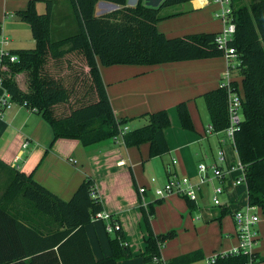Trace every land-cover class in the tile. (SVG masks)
<instances>
[{"label":"trees","instance_id":"trees-1","mask_svg":"<svg viewBox=\"0 0 264 264\" xmlns=\"http://www.w3.org/2000/svg\"><path fill=\"white\" fill-rule=\"evenodd\" d=\"M44 1L42 13L37 11V0H28L25 9L15 12L29 24L35 46L11 50L17 60H4L0 76L14 102L26 103L49 123L54 140L72 138L88 146L112 139L128 122L115 117L97 60L103 66L153 65L223 56L214 41L218 32L168 38L157 30L156 24L162 18L160 8L190 0H163L158 7L143 0L134 6H127V0H69L79 30L58 41L50 35L53 2ZM98 1L112 2L120 8L96 16ZM232 21L236 31L228 46L236 50L240 64L235 72L242 80L241 85L236 80L230 83L236 89L240 85L244 96L233 147L244 167L248 204L264 213V0L232 8ZM1 31L0 23V34ZM21 73L26 76V89L16 81V75ZM76 92L79 97H75ZM202 97L212 131H223L229 124L226 89L217 87ZM68 103L70 107L62 110ZM175 110L182 128L193 130L186 102L181 101ZM146 116L147 125L125 132L124 144L131 147L148 142L149 157L161 156L168 151L164 129L170 125V117L165 109ZM0 192V264H117L133 257L124 235L116 229L109 238L112 255L94 258L85 225L102 211V203L93 196L90 178H85L73 195L63 200L37 183L31 172L10 168L0 160ZM161 202L155 199L147 210L141 207L147 236L137 255L144 263H151L154 256L161 257L159 244L176 235L174 230L155 234L151 228L154 205ZM203 258L202 250H196L168 259L165 264H188ZM257 261H264V257L255 252L251 256L225 253L207 264Z\"/></svg>","mask_w":264,"mask_h":264},{"label":"crops","instance_id":"crops-1","mask_svg":"<svg viewBox=\"0 0 264 264\" xmlns=\"http://www.w3.org/2000/svg\"><path fill=\"white\" fill-rule=\"evenodd\" d=\"M27 1L0 0L1 35L8 40L7 47L11 50L35 46L30 26L25 28V22L16 15L11 17L12 13L25 9ZM37 1L39 13L38 5L42 2L45 4V1ZM51 1V39L58 41L76 34L79 27L70 1L66 0L71 17L68 20L64 15L62 18L56 15V2ZM162 1L143 0L152 7H158ZM254 1L258 0H238L237 4L236 0H231V7L248 6ZM137 2L127 0V6H134ZM107 3L98 1L94 14L99 16L120 8L117 4V7L111 8ZM217 8L218 4L213 0H190L162 7L157 30L168 38L219 32L222 24L216 15ZM66 28H70L71 35L53 38V33L60 35ZM23 29L27 30L26 35L22 34ZM97 61L115 117L127 119L128 130L147 125L149 117L146 113L167 111L170 125L164 129V133L168 151L161 156L149 157L148 142L127 147L123 139H107L88 146L72 138L54 140L47 121L36 111L15 104L0 115V160L10 168L27 174L31 172L37 183L63 200L69 199L85 178L92 179L93 196L100 200L102 211L109 214L111 221L118 222L124 243L133 255L132 258L119 260L117 264H152L144 263L142 257L137 255L142 252L147 236L138 195L139 186L162 185L172 174L187 175L197 182L198 164L216 163L223 169L226 181L224 192L219 197L221 205H214L210 198L212 187L221 182L208 169V182L200 190L197 202L189 204L184 197L168 194L161 199V203L154 205L150 223L155 234H167L171 230L176 233L160 249L164 262L202 250L204 258L188 264H207L208 258L213 255L231 252L238 243L232 213L248 205L247 188L245 183H235L237 170L228 171L238 159L235 147L229 140H222L225 137L223 131L208 130L210 119L202 97L205 92L220 87L224 81L228 66L225 57L153 65L103 66ZM21 75H16V81ZM232 78L241 85L242 79L237 72L232 73ZM76 93L75 97H79L80 93ZM181 101L187 104L193 130L184 129L180 124L175 107ZM64 105V111L70 107L69 103ZM220 149L225 153L222 162L218 161ZM256 213L259 222L255 228L257 240L254 251L259 257H264V213L259 207ZM107 223V220L99 219L85 225L96 260L112 255L109 238L114 235L106 231ZM253 264H264V261Z\"/></svg>","mask_w":264,"mask_h":264},{"label":"built area","instance_id":"built-area-1","mask_svg":"<svg viewBox=\"0 0 264 264\" xmlns=\"http://www.w3.org/2000/svg\"><path fill=\"white\" fill-rule=\"evenodd\" d=\"M218 4L216 11L217 17L220 19L222 28L215 36V44L223 52L226 63L228 64L227 70L224 73V81L220 83V87H224L227 91V111L229 113V124L223 130L225 137L222 140H229L233 143V137L235 129L241 120V106L244 96H242V90L239 88H234L231 81L235 80L232 78V72L237 69L240 62L237 59L236 50L232 46H228V41L232 39L236 29L235 23L232 21V7L231 0H213ZM8 40L0 34V66L4 68L2 62L4 60L15 61L17 56L11 53V49L7 47ZM18 104L14 102L11 98L10 93L3 87L2 78L0 76V115L4 113L5 110L11 109L12 106ZM20 105V104H19ZM26 107V103L22 104ZM31 111H35L33 108H29ZM208 130L212 131L211 126ZM128 131L127 125H122L119 132L113 136V141H118L123 139V135ZM225 160V153L223 149L218 151V161L222 162ZM175 162V161H173ZM211 169L213 177L217 178L221 183L213 186L211 189L210 198L214 205H221L222 201L220 195L224 192V185L226 184L223 169L215 163V165H206L203 162L198 164L199 178L197 182H193L187 175L172 174L162 185H155L152 187L139 186L138 195L141 206L147 210L150 202L154 199H162L168 194H176L180 197H185L191 201L197 202L199 199L200 190L205 184H207V171ZM238 171V175L234 179L236 184L245 183L244 180V167L237 159L235 163L229 168L228 171L233 170ZM151 196V199L149 198ZM256 205H246L242 209L234 210L233 220L235 224V229L237 231L238 243L233 249L231 254H247L251 256L255 251V244L257 240V230H255L257 223L259 222V215L256 213ZM92 220H107L106 231L108 233H113L116 229H120L118 222L111 221L108 213L104 211H99L91 217ZM164 244H159L160 249ZM225 254V253H222ZM218 255H213L208 258V262H213V260ZM152 264H165L162 257L154 256L151 261Z\"/></svg>","mask_w":264,"mask_h":264},{"label":"rangeland","instance_id":"rangeland-1","mask_svg":"<svg viewBox=\"0 0 264 264\" xmlns=\"http://www.w3.org/2000/svg\"><path fill=\"white\" fill-rule=\"evenodd\" d=\"M56 2V7H55V13L58 17H61L64 15V17L66 18V20H68V18L70 17V14H69V10L67 9V2L66 0H53ZM236 4L238 3V0H236ZM38 3V2H37ZM38 10L40 11L39 13H42L45 11V4L44 2L40 3L38 5ZM15 17V14L12 13L11 17ZM10 17V15H9ZM71 18V17H70ZM74 18V17H73ZM10 19V18H9ZM9 21H12L11 19ZM25 26V28H29V24H23ZM22 23H21V26H23ZM70 28H66V30H64L60 35L56 34V33H53V38H59L60 36L62 35H71L72 32H70ZM27 33V30H24L22 31V34H25L26 35ZM237 72V71H236ZM18 81V84L21 86V87H26L24 85H26V76L25 74L21 75L19 77V79L17 80ZM1 194V192H0ZM110 235L113 236V233H109Z\"/></svg>","mask_w":264,"mask_h":264},{"label":"water","instance_id":"water-1","mask_svg":"<svg viewBox=\"0 0 264 264\" xmlns=\"http://www.w3.org/2000/svg\"><path fill=\"white\" fill-rule=\"evenodd\" d=\"M100 3L101 2H105V1H99ZM111 8H115V7H117V5L116 4H114V3H112V2H109V3H107Z\"/></svg>","mask_w":264,"mask_h":264}]
</instances>
